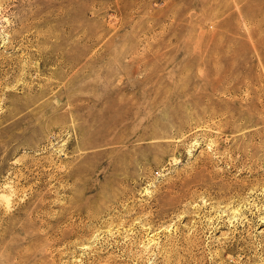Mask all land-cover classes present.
I'll return each mask as SVG.
<instances>
[{
  "label": "rangeland",
  "instance_id": "1",
  "mask_svg": "<svg viewBox=\"0 0 264 264\" xmlns=\"http://www.w3.org/2000/svg\"><path fill=\"white\" fill-rule=\"evenodd\" d=\"M0 264H264V0H0Z\"/></svg>",
  "mask_w": 264,
  "mask_h": 264
}]
</instances>
